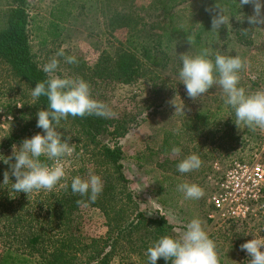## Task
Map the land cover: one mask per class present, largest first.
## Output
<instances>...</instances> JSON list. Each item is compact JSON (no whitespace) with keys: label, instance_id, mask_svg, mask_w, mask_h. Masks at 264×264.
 <instances>
[{"label":"rangeland","instance_id":"rangeland-1","mask_svg":"<svg viewBox=\"0 0 264 264\" xmlns=\"http://www.w3.org/2000/svg\"><path fill=\"white\" fill-rule=\"evenodd\" d=\"M13 1L0 0V30L6 25L7 12L15 7ZM191 4L177 8L183 17H189L193 11H184ZM247 8L249 14L246 16L253 15V7L247 5ZM26 10L30 49L38 67L43 70V66L63 48L65 56H75L77 62L69 64L64 57H56L60 63L55 75L82 78L90 84L92 98L108 106L112 115L104 118L109 122L110 131L117 130L118 136L116 139L105 136L103 142H118L121 148L128 189L136 197L134 210L141 211L147 219L165 220L173 227V231L168 232L173 237H179L186 225L198 218L216 243L220 264H248L250 257L240 245L254 236L264 237V212L259 211L241 222L210 220L212 185L207 177L213 174L214 165L223 172L232 162L247 161L255 154L264 162V131L236 125L234 110L224 104L218 85L196 101L187 96L178 77L182 67L179 54L189 52L195 55L197 52L182 39L173 45L175 60L161 73L164 76L156 83L154 91L144 81L122 85L97 78L98 69L109 67L114 58L127 49L128 28L142 29L145 26L146 30L159 32L155 25L165 23L161 10L151 0H28ZM231 25L225 26L226 30L230 31ZM233 34L232 31L231 40L225 43L219 40L223 36L216 34L214 41L208 42L209 48L222 55L241 56L247 61V67L240 73V86L249 92L264 89V25H252L250 34L241 43ZM29 95L27 88L12 78L9 69L0 61V139L12 133L14 128L16 114L12 106L16 104L19 109ZM172 100L178 106L184 105V113H175L176 109L170 103ZM61 133L72 136L74 141L78 137L70 122L62 124ZM174 147L181 149L178 156L172 153ZM192 153L200 156L201 168L180 173L178 163ZM90 160L89 153L75 149L65 160L66 175L86 178L90 173L94 174L95 167L88 164ZM97 169L100 170V166ZM95 175L102 176L100 173ZM183 183L199 185L205 195L198 200L186 199L178 190V185ZM30 211L33 213L36 208L32 207ZM78 221L85 243L83 253H89L94 249L93 240L106 238L105 218L96 209H84ZM10 222L0 218V255L12 251L15 257V251L26 252L20 236L27 229L25 225L15 227ZM37 228L33 224L30 231ZM150 239L145 237L143 245L135 241L137 249L132 253L122 243L107 264H148L146 253L151 246ZM104 245L100 242L97 248L100 250ZM109 250L110 243L105 245L103 254ZM83 256L87 257L86 254ZM106 261L107 258L102 264ZM14 262L40 264L36 257L18 256ZM156 264H171V261L160 258Z\"/></svg>","mask_w":264,"mask_h":264},{"label":"trees","instance_id":"trees-1","mask_svg":"<svg viewBox=\"0 0 264 264\" xmlns=\"http://www.w3.org/2000/svg\"><path fill=\"white\" fill-rule=\"evenodd\" d=\"M151 2L161 10L165 20V23L155 25L159 32L156 29L146 30L145 26L142 29H137L136 26L128 28L125 41L127 49L123 54L117 55L109 67L103 66L98 69L97 78L122 85L144 81L149 83L154 91L156 83L164 76L161 73L175 60L172 48L178 40H184L190 49L199 53L201 49L209 48L208 42L212 43L216 34L222 35V38H218L225 43L231 40L229 36L233 31L234 38L241 43L251 32L252 25L248 24L246 16L249 14L247 5L241 7L238 0H151ZM189 2L192 4L185 7L184 11L186 9L193 11L185 18L180 14L182 11L177 8ZM13 3L15 7L7 12L6 25L0 30V61L9 69L12 78L27 88L30 95L25 98L26 101H22V107L19 109L16 104L12 106L16 114L13 119L14 128L12 133L0 139V218L11 221L15 227L25 225L27 231L20 236V243L26 252L15 251V257L12 251L7 255H0V264H16L14 261L18 256L36 257L40 264H102L106 258L107 264L108 259L115 256L117 246L125 244L128 246V252L132 253L137 249L135 241L138 240L143 245L146 242L143 240L145 237L151 238L152 246L161 237L168 235L169 231H173V227L165 220L147 219L141 211L134 210L136 197L128 189L129 181L123 172L121 148L118 142L112 144L103 142L105 136L116 139L118 131H110L109 122L104 117L69 116L66 120L62 119L58 125L60 132L63 123L70 122L73 125L78 137L75 141L71 139L70 144H74L77 150L89 153L91 162L88 164L92 163L95 167L94 174L102 175L100 177L103 181V191L95 202L72 192L73 177L69 175L60 182L67 187H60L58 184L52 191L41 190L27 196L26 193L12 190V183L16 181L11 175L10 164L15 163V159L13 158L9 164H5L4 160L12 153L13 145L19 149L24 139H30L37 133L43 134V130L36 126L37 113L42 109L47 110L48 100L44 96L33 100L31 91L37 82L49 79L38 67L31 53L27 31L28 0H14ZM216 6L225 9L231 18L230 21L233 23L230 31L226 30L225 26L219 31H211V19L219 12ZM188 36L194 38L192 45L187 42ZM40 159L49 165L52 163L46 157L42 156ZM99 166L101 171L97 169ZM5 171L10 173V181L7 184H3ZM78 200L85 203L78 205ZM31 206L36 208L33 213L30 211ZM84 209L98 210L104 216L107 228L106 238L93 240L94 249L89 253H83L85 243L78 224L79 216ZM33 224L38 228L31 232ZM100 242L105 245L110 243L109 252L103 254L105 245L100 250L97 248Z\"/></svg>","mask_w":264,"mask_h":264},{"label":"clouds","instance_id":"clouds-1","mask_svg":"<svg viewBox=\"0 0 264 264\" xmlns=\"http://www.w3.org/2000/svg\"><path fill=\"white\" fill-rule=\"evenodd\" d=\"M239 5L253 7V15L247 17L249 25H264V0H239ZM216 7L219 12L211 19V31H219L222 26L231 25L226 10ZM187 42L192 45L194 38L188 36ZM56 57H64L69 64L77 62L75 56H65L63 48ZM56 57L43 66V71L50 78L37 82L31 91L33 100L41 96L48 100L47 110L42 109L37 113L36 126L43 130V134L37 133L30 139H24L19 149L13 145L12 156L4 160L5 164H9L15 159V163L10 164L11 175L16 181L12 183V190L26 193L27 196L41 190L52 191L58 184L67 187L60 182L66 177L65 160L73 155L75 145L70 144L72 136L63 137L58 131L62 119L66 120L69 116L83 118L86 115H112L104 102L92 98L91 86L82 78H61L55 75L60 63ZM179 59L182 67L178 77L189 98L196 101L218 85L223 93L224 104L234 110L235 124L264 131V89L249 92L240 86V73L247 67L245 59L239 55H222L210 48H203L195 55L181 53ZM174 100L170 103L174 105L175 113H184V105L178 106ZM180 152L179 147L172 149L174 155L178 156ZM42 156L52 161L51 165L42 162ZM202 163L200 156L192 153L178 163L177 170L189 173L200 169ZM3 175V184H7L10 173L5 171ZM71 190L95 202L103 191V181L100 176L91 173L86 178L75 176L71 181ZM178 190L184 193L186 199L198 200L205 195L204 189L195 183L180 184ZM81 203L85 201H77L78 205ZM240 249L249 255L248 264H264V237L254 236L241 244ZM146 255L148 264H156L160 258L166 262L171 261V264H220L216 243L198 218L192 219L179 237H161L147 249Z\"/></svg>","mask_w":264,"mask_h":264},{"label":"built area","instance_id":"built-area-1","mask_svg":"<svg viewBox=\"0 0 264 264\" xmlns=\"http://www.w3.org/2000/svg\"><path fill=\"white\" fill-rule=\"evenodd\" d=\"M207 177L212 185L209 219L241 222L264 212V162L260 155L247 161H234L225 171L214 165Z\"/></svg>","mask_w":264,"mask_h":264}]
</instances>
